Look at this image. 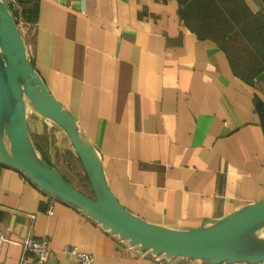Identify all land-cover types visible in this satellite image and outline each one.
<instances>
[{
	"label": "crops",
	"instance_id": "crops-1",
	"mask_svg": "<svg viewBox=\"0 0 264 264\" xmlns=\"http://www.w3.org/2000/svg\"><path fill=\"white\" fill-rule=\"evenodd\" d=\"M22 3L35 68L94 143L131 213L190 230L264 198V0ZM51 197L0 163L2 264H29L34 255L21 244L29 236L47 238L64 264L65 246L95 264H185L140 256L55 197L50 214Z\"/></svg>",
	"mask_w": 264,
	"mask_h": 264
},
{
	"label": "water",
	"instance_id": "water-1",
	"mask_svg": "<svg viewBox=\"0 0 264 264\" xmlns=\"http://www.w3.org/2000/svg\"><path fill=\"white\" fill-rule=\"evenodd\" d=\"M33 11L37 13L38 3H34ZM257 106L264 123V106L261 102ZM30 112L64 132L93 196L77 188L37 149L29 130ZM0 163L21 170L46 193L81 209L121 240L155 256L211 264L264 262V198L190 230L150 223L122 204L109 185L94 143L35 68L5 0H0Z\"/></svg>",
	"mask_w": 264,
	"mask_h": 264
},
{
	"label": "rangeland",
	"instance_id": "rangeland-1",
	"mask_svg": "<svg viewBox=\"0 0 264 264\" xmlns=\"http://www.w3.org/2000/svg\"><path fill=\"white\" fill-rule=\"evenodd\" d=\"M32 30V28H30ZM28 37V36H27ZM26 42H28V38ZM28 45V43H27ZM29 55L31 56L30 52ZM32 123L34 133L31 134L35 146L41 152V154L49 161H52L53 164L61 170V172L80 190L86 194L93 196V192L88 181V178L85 174V171L82 167V164L74 152V149L70 143V140L64 134V132L53 122L38 117L34 113H29L28 122ZM38 121V127L34 123ZM38 129L41 130V134L38 132ZM30 130V129H29ZM58 138V141L56 139ZM60 144L62 147H66V150L63 149V157L59 153L57 145ZM61 152V151H60Z\"/></svg>",
	"mask_w": 264,
	"mask_h": 264
},
{
	"label": "built area",
	"instance_id": "built-area-1",
	"mask_svg": "<svg viewBox=\"0 0 264 264\" xmlns=\"http://www.w3.org/2000/svg\"><path fill=\"white\" fill-rule=\"evenodd\" d=\"M10 9L13 13L15 18L16 24L23 35L24 39L27 37L28 33L30 32V28L33 27V23L26 18L25 15V7L21 0H5ZM26 41V39H25ZM55 202V198L51 197L48 206V213L53 212V205ZM3 235L0 233V251L3 245ZM22 246L25 251L33 253V258L30 260L29 264H64L58 260H54L51 257V249L49 247V240L47 238H35L33 236L26 237L22 241ZM130 248L136 251L137 254L140 256H151L155 260L165 259L164 256H155L151 254L149 251H142L138 246H130ZM64 253L71 257L70 264H95V257L93 254L89 252L80 251L75 246H65ZM0 264H2L0 262ZM185 264H211L208 262L198 261V260H185ZM218 264H250V263H229V262H222ZM257 264H264V262L257 263Z\"/></svg>",
	"mask_w": 264,
	"mask_h": 264
},
{
	"label": "trees",
	"instance_id": "trees-1",
	"mask_svg": "<svg viewBox=\"0 0 264 264\" xmlns=\"http://www.w3.org/2000/svg\"><path fill=\"white\" fill-rule=\"evenodd\" d=\"M21 2H22V0H21Z\"/></svg>",
	"mask_w": 264,
	"mask_h": 264
}]
</instances>
